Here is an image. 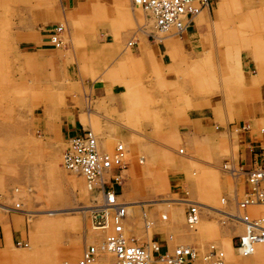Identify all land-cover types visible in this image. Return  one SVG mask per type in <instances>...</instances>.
I'll use <instances>...</instances> for the list:
<instances>
[{
    "label": "rangeland",
    "instance_id": "rangeland-1",
    "mask_svg": "<svg viewBox=\"0 0 264 264\" xmlns=\"http://www.w3.org/2000/svg\"><path fill=\"white\" fill-rule=\"evenodd\" d=\"M206 10L200 34L187 47L179 33L155 28L152 14L132 0H83L62 8L59 0H0V264H54L56 250L80 245L60 259L76 261L85 245L103 244L105 231L90 223L97 193L61 164L68 137L60 130L61 114L65 100L80 89L69 68L125 89L122 110L108 97L96 98L95 115L83 113L81 119L99 136L101 148L122 141L129 149L115 184L120 202L128 195L138 199L134 209L127 208L126 232L140 243L165 236L161 252L168 242L169 253L190 245L197 252L194 264H207L203 255L215 243L229 264L226 242L237 247L242 224L234 215L245 185L244 172L234 175L230 167L239 166L245 110L254 102L264 113V0H210ZM55 24L62 25L56 32L60 45L49 39ZM45 32L53 47L48 56L37 49ZM170 32L185 46L176 63L167 53V63L155 55L138 63L112 52L141 35L157 45L162 41L156 33ZM106 35L114 42L101 44ZM204 99L213 107L193 108ZM190 111L210 115L203 118L209 124L190 128ZM251 121L256 129L264 118ZM187 203L202 212L198 235L187 227ZM110 259L104 253L95 264ZM152 264L167 262L157 257Z\"/></svg>",
    "mask_w": 264,
    "mask_h": 264
},
{
    "label": "built area",
    "instance_id": "built-area-1",
    "mask_svg": "<svg viewBox=\"0 0 264 264\" xmlns=\"http://www.w3.org/2000/svg\"><path fill=\"white\" fill-rule=\"evenodd\" d=\"M135 4L149 11L154 23L159 29L177 28L179 32L193 20L198 10L206 8L210 0H132ZM62 29L61 24H55L49 30L56 33ZM50 42L57 43V37L49 35ZM96 133L85 128L80 133L68 135L67 145L62 151L61 164L71 171L80 174L86 187L97 193L96 202L90 212V223L105 230L104 246L112 255L108 264H148L149 258L163 257L167 264H192L196 250L190 245H178L172 252H161L160 243L151 237L147 242L138 243L134 234L123 230L122 218L126 209L118 199L115 184L120 183L118 174L107 171L121 169L129 159V149L120 141L112 145L110 150L97 146ZM181 151V149H180ZM234 171L244 172V192L236 200L240 213L237 214L242 224V230L236 234L235 245L244 254L251 253L258 242H264V150L257 153L251 166L244 169L237 166ZM259 205L260 213H252L245 208ZM185 219L194 229L198 224V204H188L185 208ZM215 243L207 245L203 259L213 258L212 264H221L222 250ZM97 247L93 243L84 246L80 257L75 262L63 260L54 264H91L97 258Z\"/></svg>",
    "mask_w": 264,
    "mask_h": 264
},
{
    "label": "crops",
    "instance_id": "crops-1",
    "mask_svg": "<svg viewBox=\"0 0 264 264\" xmlns=\"http://www.w3.org/2000/svg\"><path fill=\"white\" fill-rule=\"evenodd\" d=\"M59 2H60V8H62V5L67 6V7H76L78 4L81 5L83 0H59ZM132 3H133V1H132ZM56 11H58V8L56 9ZM206 12H207V10L204 8L201 11L200 10L197 11V14L193 16V20L190 21L185 26L183 31L181 32L179 37L186 38L187 47L191 46V45H189V43L191 41H193V39H195L194 37L196 35L200 34V29L203 25L202 23L206 21L205 20L206 16H204ZM47 29H49V28H47ZM48 34H49V32L42 33V35H43L42 41H43L44 46L37 48L39 54H45L46 56H48V54L51 53L49 50H51L53 48L51 46H48V45H51L48 43V39H47ZM174 35H175V33H171V32L168 34H164V35L156 33L157 39L159 41H162V42H160L161 44L158 42L157 45L153 42L149 43L148 37L145 38V36H142V35L136 36V38L134 40H130L129 43H127L128 44L127 48H123V50H120L119 48H117V45L113 44L115 50H113L112 52H113L114 56L116 55V57H118V58L122 57L128 61L135 60L138 63H143L145 61H149V60H151V58L154 55H155L157 61L167 63V62H169L170 58L167 60L165 57L168 54V56L170 55L173 63H176L177 55H179L183 51L185 46L182 44V42L179 43L178 38L173 37ZM112 37H113V35H112ZM114 40H115V38L114 39L112 38V40H110L109 37L106 35V36H104V38L100 39V43L108 45V43H113ZM165 46L167 47V52H166ZM118 50H120V51L118 52ZM68 72H69L70 77H74L72 79L73 81L78 80V84H79L78 86L80 87V89L78 91H74L73 95H70L65 100V104H64L65 106H64V110L61 114V123H60V130H61V133L63 134L64 137H67L68 135H71V134L80 133L85 128H88V127L91 128V126H85L81 117H82L83 113H85L87 116H90V114L95 115L96 109H94L95 108L94 107L95 102H93V101L96 100V98L100 99L103 97H108V98L112 99L111 104L117 106L118 111L122 110V108L124 107L125 102L123 101L121 94L125 89L123 87H121V83H111L110 81H104L102 78H100V80H98V78L93 79V78H91L90 74H88V73H87L88 75L86 73H84L85 75H82V73L79 71L78 68H76L75 71H73V70L71 71V69L69 68ZM104 72L105 71H102L101 75ZM94 80L95 81L98 80V82H95ZM242 97L245 100L249 99V98H246L245 96H242ZM205 100L206 99H204V101ZM208 103H210V105L213 107V105H212L213 103H211L209 100H206V102L197 101L196 104H194L193 108H195V109L199 108L204 104L209 106ZM262 109L263 108H262L261 104H258V103L255 104L254 102H252L251 105H249L247 107V109L245 110L246 112H248L246 115L248 119H245V121H243L245 124V127L243 129V135H242L243 136L242 137L243 142H242V144L240 143V145L238 146V150H237V154H238L237 163H238L239 167L242 166L244 169L249 168L251 166L253 159L256 156V154L260 153L261 151L264 150V121H262L261 126H257L256 129H255V126H253V124H252V123H254V125H255V122L251 121V119L253 120V119L264 118V113H263ZM191 112L192 111H190V113L187 116V118H188L187 121L189 123L190 128L201 129V127L204 126V124L206 125V121L209 124V121L208 120L203 121V118H210L211 117L210 115H208V114L201 115V116L192 115ZM250 113L252 114V116H249ZM47 119H48L47 122H50V120H52V118H50V117H47ZM91 129L93 130V128H91ZM253 129H255V130H253ZM125 135H127V134H125ZM256 135H257V138L253 139L252 137L256 136ZM98 138H99V136H98ZM100 142H101V139L99 138V147L101 148ZM233 168L236 169V166L233 165ZM240 172L242 173V171H240ZM112 174H118L120 177V176H122L123 173H122V171L115 169L112 171ZM236 175H238V174H236ZM115 187H116L117 191L119 188H121L118 185H115ZM128 189L129 188L124 187V193L128 194V192H129ZM128 196H127V199L125 201H121V202L123 204H125V206L127 208L134 209V207H136V205H134L132 203L137 202L138 199H135V198L130 199V197L128 198ZM187 204H189V203H187ZM201 207H204V206H201ZM178 209H179L178 206L175 207V211H177ZM251 212L257 214V213H260V210L258 207H254L251 209ZM200 213L202 216V212H200ZM237 213H240V211H238V207H237ZM234 216L236 217V220L238 222H240V220L238 219V216L237 215H234ZM163 221H165V220H163ZM150 225H151V223H150ZM187 227H188V225H187ZM159 228H162V227H159ZM6 231H7L6 240L8 242H11L12 238H11L10 234L8 233V229H6ZM190 231L193 232V234H191V235H198V233L200 232V225L196 231H193V230H190ZM151 237H152V235H151ZM160 237H161V235L159 236V239L157 241L163 245L166 244L167 242H166L165 236H162V238H160ZM170 237L171 236L169 235V238ZM2 239H3L2 236H0V246L3 245ZM154 240H156V239H154ZM160 240H161V242H160ZM262 245H264V244H262ZM262 245H258L256 251L252 255H249L246 257H241V256L238 257L235 255L236 253L234 252V250L236 251V247H234L232 245L231 241L228 240V242H226V248L229 251V254L227 257V258H229L228 259L229 264H247L248 261H251L254 263V262H256V259H264V248ZM169 246H170V243L168 242V244L165 246V250H166V248L168 249ZM79 248H80V245H77L75 247H70L67 249H63V250H56L55 253L57 254V259L59 260L56 262L63 261V260H60L62 258V256H70V255L77 253ZM255 254H257L259 258L256 257ZM192 264H194L193 260H192Z\"/></svg>",
    "mask_w": 264,
    "mask_h": 264
},
{
    "label": "bare ground",
    "instance_id": "bare-ground-1",
    "mask_svg": "<svg viewBox=\"0 0 264 264\" xmlns=\"http://www.w3.org/2000/svg\"><path fill=\"white\" fill-rule=\"evenodd\" d=\"M134 3V2H133ZM134 5L136 6V7H140L141 9H143V10H145L144 8H142L141 6H139V5H137V4H135L134 3ZM204 9H206V8H204ZM146 11V10H145ZM199 11V10H198ZM201 11V10H200ZM149 12V11H148ZM197 14V12L196 13H194V15H196ZM193 15V16H194ZM154 19V18H153ZM155 28H157L158 30H160V31H162V32H167V31H169V30H173V31H175V32H177L178 31V29L177 28H168V29H159L156 25H155ZM160 31H158V32H160ZM183 31V30H182ZM179 34H181V32H179ZM52 36H56L57 37V33H53L52 34ZM57 39H58V37H57ZM57 45H60L61 43H60V39H58L57 40V43H56ZM95 132V131H94ZM97 135V134H96ZM97 137V146L99 147V138H98V135L96 136ZM126 146V145H125ZM100 148V147H99ZM127 148V147H126ZM64 166V165H63ZM65 167V166H64ZM66 168V167H65ZM123 168H125V167H123ZM123 168L122 169H120V171H122L123 170ZM231 169V172L234 174V175H236L237 174V172L236 171H234L233 169V166L232 167H230ZM66 169H68V168H66ZM69 170V169H68ZM113 170H115V168L114 169H110V170H108L107 171V176L104 178V180H106L107 178H109L110 177V174H112V171ZM242 171V170H241ZM75 172V171H74ZM109 174V175H108ZM81 176V175H80ZM82 177V176H81ZM118 196H119V193H118ZM117 196V197H118ZM124 205V207H125V209H126V214L123 216V218H122V224H123V230H124V232H126V228H125V223H124V219H125V217L127 216V207L125 206V204H123ZM254 207H258L259 208V210H260V212L262 211V209H261V207L259 206V205H250L248 208H245V210L247 209L248 211H250L251 212V209L252 208H254ZM253 213V212H252ZM198 216H199V218H198V224L196 225V228L194 229L192 226H189V224L187 223V225H188V227H189V229L190 230H193V231H196L198 228H199V225H200V216H201V213H200V210L198 211ZM92 225H94L93 223H92ZM150 226V222H147V227H149ZM94 227H96V228H98V229H100V227H97V226H94ZM127 233V232H126ZM137 238V237H136ZM137 241H138V243H140V241H139V239L137 238ZM151 241V240H150ZM150 241H148L147 243H148V245H150L151 243H150ZM94 244V243H93ZM262 244H264V242H258L254 247H253V251L251 252V253H246V254H244L243 252H241L240 251V249H238V247H236V251L239 253V254H241V255H244V256H249V255H252L255 251H256V249H257V247H258V245H262ZM96 245V247H97V258H96V260L93 262V263H91V264H95L99 259H101V257L103 256V254L104 253H109L106 249H105V246H104V241H103V244H95ZM195 250V249H194ZM167 253H169V252H167ZM110 254V253H109ZM197 255V252L195 253V256ZM195 256H194V258H195ZM111 257H112V255H111ZM157 257H154V256H152V257H150L149 258V263L148 264H152V262L154 261V259H156ZM161 258H163V257H161ZM193 258V259H194ZM112 259V258H111ZM165 260V259H164ZM67 261H70V262H75V261H71V260H67ZM166 261V260H165ZM207 261H208V264H212V262H213V258H209V259H207ZM61 262V261H60ZM57 263V262H56ZM221 264H225V256H224V253H223V258L221 259Z\"/></svg>",
    "mask_w": 264,
    "mask_h": 264
}]
</instances>
